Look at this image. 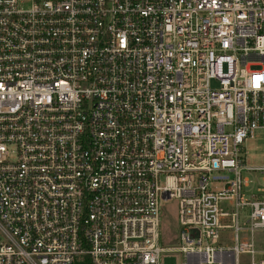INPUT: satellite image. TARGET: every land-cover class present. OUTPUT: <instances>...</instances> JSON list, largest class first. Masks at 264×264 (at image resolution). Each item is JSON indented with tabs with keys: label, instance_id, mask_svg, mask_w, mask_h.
<instances>
[{
	"label": "built area",
	"instance_id": "1",
	"mask_svg": "<svg viewBox=\"0 0 264 264\" xmlns=\"http://www.w3.org/2000/svg\"><path fill=\"white\" fill-rule=\"evenodd\" d=\"M258 129L264 0H0V264H264Z\"/></svg>",
	"mask_w": 264,
	"mask_h": 264
},
{
	"label": "rangeland",
	"instance_id": "2",
	"mask_svg": "<svg viewBox=\"0 0 264 264\" xmlns=\"http://www.w3.org/2000/svg\"><path fill=\"white\" fill-rule=\"evenodd\" d=\"M256 69V68H254ZM246 166L249 168L264 167V129L254 131L253 137L245 141ZM244 179H247L248 192H257V189H264V176L259 172H244ZM161 238L167 248L176 246L179 224L176 215V202L169 201L162 205ZM164 264H181L179 255L173 253L164 254Z\"/></svg>",
	"mask_w": 264,
	"mask_h": 264
}]
</instances>
